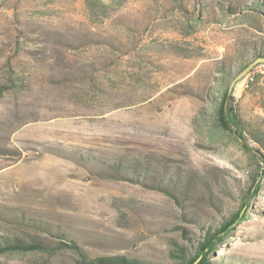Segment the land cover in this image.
I'll return each instance as SVG.
<instances>
[{
  "label": "rangeland",
  "instance_id": "374dc122",
  "mask_svg": "<svg viewBox=\"0 0 264 264\" xmlns=\"http://www.w3.org/2000/svg\"><path fill=\"white\" fill-rule=\"evenodd\" d=\"M260 54L264 0H0V236L53 247L0 264H77L71 241L174 264L254 186L211 261L264 264V63L232 89L245 138L214 110Z\"/></svg>",
  "mask_w": 264,
  "mask_h": 264
},
{
  "label": "trees",
  "instance_id": "16d2710c",
  "mask_svg": "<svg viewBox=\"0 0 264 264\" xmlns=\"http://www.w3.org/2000/svg\"><path fill=\"white\" fill-rule=\"evenodd\" d=\"M255 8H258V6H255ZM259 57H264V54H260L257 58ZM249 64H242L240 67H238L235 73L230 71L228 72L226 70L222 71L224 74L222 79L225 80V83L222 84V89L219 90L220 98L214 106L218 122L228 131L236 132L243 138H245L246 134L244 123L240 119L238 111L234 105L235 97L233 96V90L230 91V84L236 75ZM253 140L258 145L260 150L259 155L263 157V153H261V151H264V139L262 137L261 139L254 137ZM131 165L134 167L133 169L135 171L133 175L136 176L137 180H140L139 178L142 176L140 166L138 164L136 166L134 164ZM147 171L148 170L146 169L145 172ZM177 181H179V185L177 184ZM170 182L173 183L171 188L163 185L157 186V188L166 192L170 196L176 197V195L180 194L181 189L184 187L183 183L181 180H177V176H171ZM186 187L189 188V185H186ZM258 190L259 188L255 186L250 189V193L243 202L242 208L229 217H222V220L217 227H208L206 224H201V232L199 234L200 237L194 241H191L190 246L176 244L177 248L175 249V253H172L174 264H223L212 262L211 255L214 251L220 249L223 246L225 239L229 237L236 227L245 219L249 210L251 196H254ZM28 221L29 223L27 225L30 227L44 228V225H47L42 221ZM59 245L65 246L77 255V264H146L139 259L129 258L124 255L92 257L85 249L78 246L75 241H71L70 244L60 243ZM51 248H53L51 245L38 238L27 240L22 238L0 236V256L14 252H48L51 250Z\"/></svg>",
  "mask_w": 264,
  "mask_h": 264
},
{
  "label": "water",
  "instance_id": "95a60500",
  "mask_svg": "<svg viewBox=\"0 0 264 264\" xmlns=\"http://www.w3.org/2000/svg\"><path fill=\"white\" fill-rule=\"evenodd\" d=\"M264 63V57L256 58L253 62H251L247 67H245L242 71H240L234 80L230 84V91H232L234 85L247 76L258 64Z\"/></svg>",
  "mask_w": 264,
  "mask_h": 264
}]
</instances>
